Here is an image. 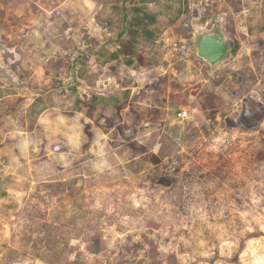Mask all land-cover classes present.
I'll return each instance as SVG.
<instances>
[{
  "label": "rangeland",
  "instance_id": "rangeland-1",
  "mask_svg": "<svg viewBox=\"0 0 264 264\" xmlns=\"http://www.w3.org/2000/svg\"><path fill=\"white\" fill-rule=\"evenodd\" d=\"M125 4L0 0V264H264V0Z\"/></svg>",
  "mask_w": 264,
  "mask_h": 264
},
{
  "label": "water",
  "instance_id": "water-1",
  "mask_svg": "<svg viewBox=\"0 0 264 264\" xmlns=\"http://www.w3.org/2000/svg\"><path fill=\"white\" fill-rule=\"evenodd\" d=\"M192 42L198 57L203 59L211 69L217 68L224 62L233 50L234 44L231 39L217 31H195ZM6 75V73H4Z\"/></svg>",
  "mask_w": 264,
  "mask_h": 264
},
{
  "label": "trees",
  "instance_id": "trees-1",
  "mask_svg": "<svg viewBox=\"0 0 264 264\" xmlns=\"http://www.w3.org/2000/svg\"><path fill=\"white\" fill-rule=\"evenodd\" d=\"M128 1L129 0H124V2L126 3L125 4L126 6H127ZM126 19H127V13L125 12V14H124V21H126ZM122 34H123V32L120 33V35H122ZM236 49H237V45H235V47H234V50H236Z\"/></svg>",
  "mask_w": 264,
  "mask_h": 264
},
{
  "label": "built area",
  "instance_id": "built-area-1",
  "mask_svg": "<svg viewBox=\"0 0 264 264\" xmlns=\"http://www.w3.org/2000/svg\"><path fill=\"white\" fill-rule=\"evenodd\" d=\"M178 115L181 116V117H184L185 112H183V111H179Z\"/></svg>",
  "mask_w": 264,
  "mask_h": 264
}]
</instances>
